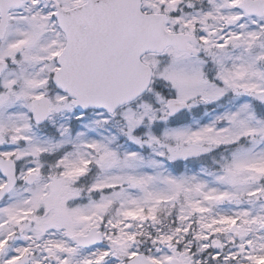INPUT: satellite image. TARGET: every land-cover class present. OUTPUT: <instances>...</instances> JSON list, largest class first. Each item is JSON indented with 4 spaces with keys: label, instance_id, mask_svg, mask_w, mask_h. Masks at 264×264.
I'll use <instances>...</instances> for the list:
<instances>
[{
    "label": "snow or ice",
    "instance_id": "snow-or-ice-1",
    "mask_svg": "<svg viewBox=\"0 0 264 264\" xmlns=\"http://www.w3.org/2000/svg\"><path fill=\"white\" fill-rule=\"evenodd\" d=\"M0 264H264V0H0Z\"/></svg>",
    "mask_w": 264,
    "mask_h": 264
}]
</instances>
